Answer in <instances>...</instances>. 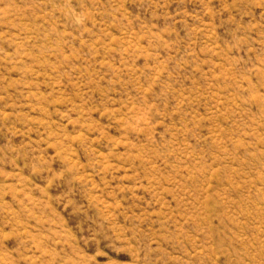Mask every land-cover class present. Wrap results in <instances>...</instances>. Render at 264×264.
Returning a JSON list of instances; mask_svg holds the SVG:
<instances>
[{
    "label": "rangeland",
    "instance_id": "rangeland-1",
    "mask_svg": "<svg viewBox=\"0 0 264 264\" xmlns=\"http://www.w3.org/2000/svg\"><path fill=\"white\" fill-rule=\"evenodd\" d=\"M0 264H264V0H0Z\"/></svg>",
    "mask_w": 264,
    "mask_h": 264
}]
</instances>
